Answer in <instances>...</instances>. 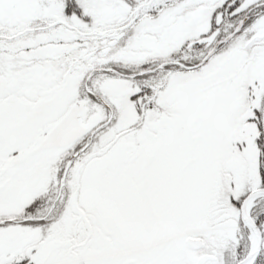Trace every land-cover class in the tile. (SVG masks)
<instances>
[{
	"label": "snow or ice",
	"instance_id": "1",
	"mask_svg": "<svg viewBox=\"0 0 264 264\" xmlns=\"http://www.w3.org/2000/svg\"><path fill=\"white\" fill-rule=\"evenodd\" d=\"M0 264H264V0H0Z\"/></svg>",
	"mask_w": 264,
	"mask_h": 264
}]
</instances>
